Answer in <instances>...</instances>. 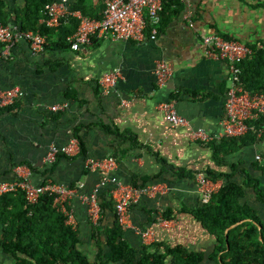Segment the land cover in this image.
I'll return each instance as SVG.
<instances>
[{"label": "crops", "instance_id": "0c3cea01", "mask_svg": "<svg viewBox=\"0 0 264 264\" xmlns=\"http://www.w3.org/2000/svg\"><path fill=\"white\" fill-rule=\"evenodd\" d=\"M86 6L92 15L100 14L104 0H87ZM182 6L154 41L149 33L144 41L94 37L88 47L77 51L68 44L60 48L48 41L45 51L35 55L26 42H20L11 57L0 60V90L19 86L24 91L15 104L0 108V182L15 178L16 167L30 168L35 185L46 179L66 186L82 182L68 208L74 214L78 249L92 264L123 263L105 257L110 251L106 231L116 222L113 198L100 194L105 207L98 224L90 219L82 199L102 177L100 171L86 169L87 156H113L118 163L115 175L125 183L164 182L170 187L159 198L142 197L122 226V240L138 257L148 247L164 254L165 264H173L174 256L168 250L178 248L204 254V264H215L210 256L216 237L192 214L201 205L198 176L207 171L220 187L230 182L243 184L240 202L254 208L264 225V201L257 198L252 185L245 184L250 175L264 189V127L221 141L192 138L194 129L209 135L218 131L230 86L228 64L205 55L203 36L216 32L247 44L264 41V0H193L191 7ZM189 12L193 27L183 18ZM39 25L47 26L44 18ZM160 60L172 69L162 86L154 74ZM117 67L121 78L116 93L103 95L99 79ZM123 99L129 101L127 105ZM166 100L174 101L188 125H169L158 109ZM64 103L65 110L51 109ZM72 137L79 139L84 152L61 155L52 166H45L49 144L65 145ZM10 201L13 206L17 199ZM156 211H165L170 218L160 224ZM149 226L155 236L146 243L138 229ZM3 230L0 222V264H14V257L1 245Z\"/></svg>", "mask_w": 264, "mask_h": 264}, {"label": "built area", "instance_id": "2783aa9c", "mask_svg": "<svg viewBox=\"0 0 264 264\" xmlns=\"http://www.w3.org/2000/svg\"><path fill=\"white\" fill-rule=\"evenodd\" d=\"M166 0H104V8L99 16H90L76 8L75 0H52L44 7L45 24L50 28L60 26L63 20L75 18L78 21L76 31L68 35L66 41L72 50H80L88 47L94 37L107 36L113 41H144L149 33L150 40H156L159 33L161 13L164 11ZM189 7L193 0H179ZM185 20L191 21V14L183 16ZM26 42L33 55L45 51L48 40L47 36L39 30L23 31L17 24H4L0 21V60L12 56L14 47ZM202 47L204 53L209 58H217L228 64L230 86L225 97V116L220 121L219 129L214 135H209L205 130L198 128L192 131L193 139H203L205 141H221L227 137H242L255 127L252 124L258 121L264 114V93L250 92L244 87L241 80V63L253 53L252 47L239 40L227 39L218 33H209L203 36ZM258 47L264 50V42H260ZM154 74L158 85H164L172 74L171 66L168 62L160 60ZM121 78V69L114 68L111 72L104 74L99 79L100 91L103 95H110L115 92L116 85ZM116 93V92H115ZM24 96V91L19 86H13L0 90V108H6ZM127 99L122 100V104L127 105ZM67 108V104H57L51 107L54 111H62ZM171 127L188 125V120L179 114L172 100H166L158 105ZM81 151L80 141L77 137H72L69 143L58 145L53 142L48 146L43 164L52 166L57 161L59 155L74 156ZM256 159L263 162L260 155ZM85 167L90 171H100L102 177L94 189L82 197L88 207V213L93 223H98L101 218V207L99 204V192L102 188L110 187L111 197L114 200L115 211L121 226L126 224L131 208L140 202L142 197L159 198L168 194L170 187L164 182H152L145 186H135L120 180L115 172L118 163L113 156L96 158L87 156ZM30 168L16 167V177L0 182V198L8 193L21 191L29 204H37L42 196L49 194L55 197L60 203L66 223L75 228L74 214L68 208L70 198L83 186L78 182L72 186H66L46 179L39 185L31 182ZM219 185L215 181L200 174L198 176V193L201 203H207L211 196L219 190ZM156 221L166 222L162 211H157ZM144 242H152L155 232L152 226L145 229H138Z\"/></svg>", "mask_w": 264, "mask_h": 264}, {"label": "trees", "instance_id": "16d2710c", "mask_svg": "<svg viewBox=\"0 0 264 264\" xmlns=\"http://www.w3.org/2000/svg\"><path fill=\"white\" fill-rule=\"evenodd\" d=\"M51 1L13 0L10 3L8 0H0V21L4 24H17L23 31L39 29L48 36L50 43L60 48L66 47V38L76 31L78 22L70 18L63 20L55 28L40 26L39 20L45 18L44 7ZM86 1L76 0V7L90 16H99L92 15ZM182 9L179 0H166L159 32ZM221 36L236 39L228 35ZM259 43L249 44L253 53L241 63V80L244 87L253 93H264V50L258 47ZM252 124L256 128L254 131L258 132L263 128L264 114ZM80 147L83 153V144ZM203 175L213 181L216 179L211 171ZM149 183L133 185L140 187ZM245 184L252 185L257 198L264 201V189L256 179L248 175ZM103 192L112 198L110 187L100 190L98 200L101 213L105 207L100 201V194ZM243 195L244 185L230 182L222 185L207 203H201L200 207L192 211L197 220L216 237L215 250L210 256L215 264H264V225L254 208L240 202ZM13 198L17 201L10 207V200ZM162 215L170 218L165 211H162ZM66 219L62 206L52 195L46 194L37 204L32 205L27 202L23 192L8 193L0 198V222L4 225L1 245L14 257V264H92L78 249V233L66 223ZM121 229L116 213L115 224L106 231L110 251L105 253V257L109 261H120L123 264H165V255L150 251L148 247L138 257L137 251L122 240ZM168 251L174 256L173 264H204V254L187 253L178 248Z\"/></svg>", "mask_w": 264, "mask_h": 264}, {"label": "rangeland", "instance_id": "374dc122", "mask_svg": "<svg viewBox=\"0 0 264 264\" xmlns=\"http://www.w3.org/2000/svg\"><path fill=\"white\" fill-rule=\"evenodd\" d=\"M251 12L258 13V10H257V9H253V11H251ZM233 36H234V35H233ZM260 42H262V41H260Z\"/></svg>", "mask_w": 264, "mask_h": 264}, {"label": "water", "instance_id": "95a60500", "mask_svg": "<svg viewBox=\"0 0 264 264\" xmlns=\"http://www.w3.org/2000/svg\"><path fill=\"white\" fill-rule=\"evenodd\" d=\"M233 226H234V225H233ZM233 226H232V227H233ZM230 228H231V226L227 229V231H228Z\"/></svg>", "mask_w": 264, "mask_h": 264}]
</instances>
